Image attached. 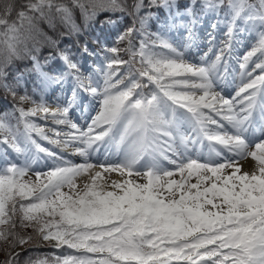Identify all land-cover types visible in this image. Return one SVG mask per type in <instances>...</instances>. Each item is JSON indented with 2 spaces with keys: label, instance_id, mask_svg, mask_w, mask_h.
<instances>
[{
  "label": "snow or ice",
  "instance_id": "6c2138e0",
  "mask_svg": "<svg viewBox=\"0 0 264 264\" xmlns=\"http://www.w3.org/2000/svg\"><path fill=\"white\" fill-rule=\"evenodd\" d=\"M77 10L85 28L102 13L132 17L112 46H102V62L87 75L42 27L59 24L79 34ZM209 15L217 21L212 29L223 16L226 40L214 59L205 53L195 63L186 52L194 46L196 25ZM152 20L160 24L156 32L149 30ZM106 22L117 21L108 16ZM241 23L264 29V0H0V89L14 101L11 111L0 113V145L6 146L0 157V244L7 245L0 248L6 256L0 264H21L16 249L33 241L22 234L29 228L39 240L81 254L29 252L23 264H264V62L254 65L260 75L248 67L257 52L264 56V32L239 65L235 96L226 98L214 87ZM175 28L187 33L181 46L168 39ZM45 44L57 51L44 64L56 55L63 61L57 75L40 61ZM84 51L89 53L87 45ZM23 59L32 61L42 90L71 78V99L51 109L43 96L18 94L24 73L15 61ZM80 92L99 98L86 128L69 118ZM28 101L33 106L25 108ZM37 118L68 130L47 128ZM37 137L72 147L83 162L58 156ZM8 149L23 163L13 162ZM101 149L104 159L92 162ZM40 154L54 167L33 172ZM249 157L253 170L242 172L239 161ZM81 176L89 178L82 186Z\"/></svg>",
  "mask_w": 264,
  "mask_h": 264
},
{
  "label": "rangeland",
  "instance_id": "374dc122",
  "mask_svg": "<svg viewBox=\"0 0 264 264\" xmlns=\"http://www.w3.org/2000/svg\"><path fill=\"white\" fill-rule=\"evenodd\" d=\"M252 2H255V1H252ZM220 21L223 22V19H220ZM121 23H122V21L119 18L117 20L116 24L107 23L105 25L104 39L105 38L106 39L105 40L102 39L103 45L104 44L108 45V43H111L112 41L114 42L117 32L120 31L119 24H121ZM199 24H198V27H199ZM211 24L212 23H210V25ZM209 28H210V30H215V29H212L211 27H209ZM159 29H160V26L157 27L156 31H158ZM241 31H242V29H241ZM260 36H261V33H260V31H258V34H257L258 40L260 39ZM231 51L225 52L224 64L226 65V68L225 67L222 68L224 72H227L229 70L228 61L231 57V53H232ZM85 54L88 57V53H85ZM102 56H103V53L101 55L98 54L96 56H93V62L92 63H90L87 58H85V59L80 58L77 61L82 65V67L85 71V74L87 75L88 73L93 72L95 64L102 62ZM214 56H215V54H214ZM214 56L209 58V59H214ZM199 58H200V56H199ZM73 59L76 60L75 58H73ZM197 59H198V57H197ZM49 65H50V75H57L64 68L63 61L59 58L58 55L55 57L54 60H52L49 63ZM121 70H123V69H121ZM35 75L37 78V86L39 88V91H37L36 89H33L32 93L36 96L37 100H39L40 97L43 96L44 99L46 100L48 106L51 109H55L57 106H64L66 104V102L69 99H71L72 89L74 87V83L71 80V78L65 80L62 84H53V85H50L49 87H47L46 89L42 90V85H41L40 79L36 73H35ZM23 85H24V81L22 83V86ZM232 90L234 91L233 94L234 93L236 94V92L239 90V88L237 86H233ZM224 96L226 98H229L228 95H224ZM98 101H99V98H93L92 96H90L87 93H84V92L78 93V95L76 97L75 104L73 105V107L69 111V118L72 120L73 123H76L80 128H86V126L91 123L92 118L95 117V115L99 111L100 105H99ZM32 106H33L32 103H27L25 108H29ZM37 122L42 124V125H46L47 128H59V129L65 130V131L68 130L63 125L53 124L51 122V118H49L48 121L37 118ZM49 134L51 135V133H49ZM61 139H63V137H61ZM37 140L42 146L48 148L49 150H51L53 152H56L58 156L63 157L66 160H69V161L76 163V164L83 162V158L80 157L79 155L75 154L72 147H63V146L49 144L47 141L39 140L38 137H37ZM5 149H6V146L0 145V157H2ZM7 151H8L9 158L12 159L13 162H16L19 164L23 163V158L17 159L15 153H13L10 149H8ZM104 155H105L104 150L101 149V151L99 153H97L96 155H94L93 158L97 157L100 161H102L104 159ZM40 156H41V159L35 161L33 164V172H35V171L44 172V171H48L50 168L54 167V163H53V160L51 158H48V157L44 156L43 154H40ZM112 156H111V158H112ZM109 159H110V157H109ZM0 162H2V161H0ZM95 170H97V169H94L93 171H95ZM29 176H31L34 179V176H32V173H30ZM107 176H110L111 179L118 180V181L123 179L122 177H120L116 173H110ZM88 179L89 178L87 176L78 177L77 183L82 186L83 183L88 181ZM132 179L138 180L137 177H132ZM140 182H143V181H140ZM65 191H67V189H65ZM49 244L53 246L54 242H49ZM62 248H64L63 252H65V254H69V253L74 254V255H80L81 254V253H76L75 250H73V249H68L66 246H64ZM58 249H60V248L54 247V250H58ZM88 255H93V254H88Z\"/></svg>",
  "mask_w": 264,
  "mask_h": 264
},
{
  "label": "trees",
  "instance_id": "16d2710c",
  "mask_svg": "<svg viewBox=\"0 0 264 264\" xmlns=\"http://www.w3.org/2000/svg\"><path fill=\"white\" fill-rule=\"evenodd\" d=\"M182 1V0H181ZM17 4H24L27 0H16ZM134 0H127V3L131 5ZM147 3V0H145ZM153 11H156L153 9ZM160 19L164 17V14L161 12L158 13ZM112 16L113 19L116 21L123 16L121 19L122 23L119 24L120 31H122L125 27L131 25L132 17L125 15L123 13H102L100 14L95 21H93L89 27H84V22L80 16L79 11L75 12L76 23L80 25L81 31L79 34H71L69 29L64 27L63 25H57L56 29L49 28L46 24H42L44 31L47 33L48 36L52 37L53 39L58 41V49L59 50H66L73 58H85V51L84 46H88L89 53L95 51L98 54H102L101 48L103 46L102 39H104L105 33V25L106 17ZM14 18V16H13ZM149 30L154 32L156 28V24L153 21L149 22ZM106 39V38H105ZM104 39V40H105ZM113 41L108 43V46L113 45ZM125 45H120V47H124ZM57 49L52 47L43 46L39 52V58L42 64H44L45 58H47L50 54H55ZM88 53V54H89ZM123 59L127 60L128 56L124 53H121ZM90 61H92L93 55H89L88 57ZM15 67L24 73V85L17 89L18 94L23 95L25 90L27 91L28 95L31 96L33 99H36L35 96L32 94V88H36V75L34 71H32V61L30 59H23L15 61ZM44 71L50 72L49 63L44 64ZM31 102V101H28ZM14 101L11 95L7 94L3 89H0V113L3 111H11L12 105ZM24 103V107L25 104ZM22 234H31L33 235L34 239L31 243L25 244L22 247H18L16 251L21 253V264H23L24 258L28 255L29 252L35 254H48L51 255L53 253L60 254V251H55L50 244L47 242L41 241L38 237L35 236V233L29 229H23ZM7 245L0 244V248H6ZM61 253H63L61 251ZM6 259V256L3 251H0V260L3 261Z\"/></svg>",
  "mask_w": 264,
  "mask_h": 264
},
{
  "label": "bare ground",
  "instance_id": "6f19581e",
  "mask_svg": "<svg viewBox=\"0 0 264 264\" xmlns=\"http://www.w3.org/2000/svg\"><path fill=\"white\" fill-rule=\"evenodd\" d=\"M214 20H216L215 17L210 15L206 16L204 17L201 26L195 29L196 35L194 46L189 48L186 52V56L195 63L200 62L199 56L201 57L207 53L209 59L214 56L215 52L220 47L224 46V42L226 40V26L223 22H220L215 30H210L209 24L210 22H214ZM239 27L242 29V31L237 34L236 39L232 43V53L228 61L229 70L224 72L221 68V75H223V79L217 80L214 86L216 91H219L222 95H228L229 98L235 96V93L233 94L234 91L232 90L233 86H237L238 88L241 86L242 78L240 75L241 69L239 65L243 62V57L247 55L249 51L257 47L259 42L257 39L258 31H260V33L264 32V29H261L259 24H256L255 27H252L241 23ZM167 35L168 39L177 46L183 45L188 39L187 33L183 28L171 29L168 31ZM210 37L214 39H210ZM256 62H264V56H262L259 52H257L252 57V60L249 63L248 67L250 71H253ZM260 74L261 73L259 69H255L253 71V76ZM244 79H247V77ZM256 136L259 137V133H257ZM204 151L206 153L207 149H204ZM116 159L117 157L113 155L112 158L110 156L109 161L114 162ZM218 159L223 161L224 157H220ZM99 161L100 160L97 157L92 158V162L94 163ZM239 166H241L242 172H251L253 170L254 162L249 157L244 160H240ZM166 167L172 169L174 168V165H169L166 163ZM228 171L231 172L232 170L228 169ZM107 175L108 173L105 174V176ZM173 178L179 179L180 177L177 175Z\"/></svg>",
  "mask_w": 264,
  "mask_h": 264
}]
</instances>
